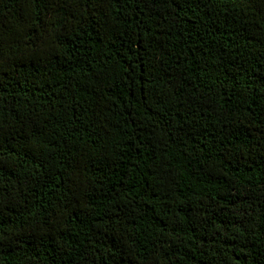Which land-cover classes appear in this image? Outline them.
I'll list each match as a JSON object with an SVG mask.
<instances>
[{
	"label": "trees",
	"instance_id": "trees-1",
	"mask_svg": "<svg viewBox=\"0 0 264 264\" xmlns=\"http://www.w3.org/2000/svg\"><path fill=\"white\" fill-rule=\"evenodd\" d=\"M0 264H264V0H0Z\"/></svg>",
	"mask_w": 264,
	"mask_h": 264
}]
</instances>
